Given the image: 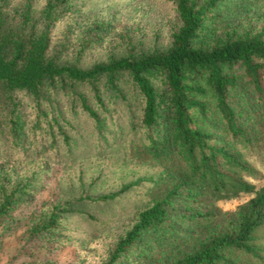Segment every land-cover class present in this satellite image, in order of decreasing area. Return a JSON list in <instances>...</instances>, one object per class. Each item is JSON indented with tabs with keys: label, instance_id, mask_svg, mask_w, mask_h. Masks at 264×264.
Masks as SVG:
<instances>
[{
	"label": "trees",
	"instance_id": "trees-1",
	"mask_svg": "<svg viewBox=\"0 0 264 264\" xmlns=\"http://www.w3.org/2000/svg\"><path fill=\"white\" fill-rule=\"evenodd\" d=\"M92 1L0 0V223L62 165L29 232L92 224L75 264H264V186L236 149L264 145V30L216 33L225 0H156L179 20L169 47L132 34L115 50L105 27L76 24ZM98 51L109 58L79 67ZM132 191L145 206L125 230L95 213ZM241 195L235 213L217 205Z\"/></svg>",
	"mask_w": 264,
	"mask_h": 264
},
{
	"label": "rangeland",
	"instance_id": "rangeland-1",
	"mask_svg": "<svg viewBox=\"0 0 264 264\" xmlns=\"http://www.w3.org/2000/svg\"><path fill=\"white\" fill-rule=\"evenodd\" d=\"M173 14L168 7L157 4L156 0H93L85 11L79 12L76 24L84 28V33H92L89 31L91 22L105 27L107 38L116 40L112 45L115 50L125 45L123 40H128L132 34L147 35L144 44L148 50L153 47L166 49L169 47L168 29L175 24V20L179 22ZM218 16L214 23L218 34L235 28L261 32L264 30V0H225L218 9ZM109 54L110 51L87 53L83 56V61L78 63L79 67L87 68L102 62L107 56L109 58ZM236 149L254 170V176L247 177V180L258 188L263 187V143L253 141L248 146L239 144ZM63 170L62 165H54L51 172L44 176L43 189L33 199L22 202L16 208L14 219L0 223V264H75L84 251L92 249V243L99 237V232L92 224L82 221H78V227L73 233L65 235V240L43 237L33 239L30 236L32 223L46 207L59 198L61 191L58 183ZM251 197L252 195H241L235 199L220 201L217 205L224 212L235 213ZM143 198L144 194L138 195L137 191H132L111 206L96 207L95 213L107 218L115 214L118 217L116 227L123 231L144 208ZM259 236L264 248V227Z\"/></svg>",
	"mask_w": 264,
	"mask_h": 264
}]
</instances>
